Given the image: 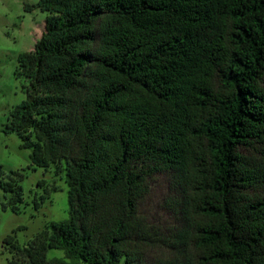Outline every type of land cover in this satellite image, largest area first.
Listing matches in <instances>:
<instances>
[{
    "label": "trees",
    "instance_id": "trees-1",
    "mask_svg": "<svg viewBox=\"0 0 264 264\" xmlns=\"http://www.w3.org/2000/svg\"><path fill=\"white\" fill-rule=\"evenodd\" d=\"M38 5L6 131L65 175L69 219L7 237L6 264H65L48 258L62 247L88 264H264V0ZM24 171L0 170L4 210L21 211ZM159 179L171 221L144 209Z\"/></svg>",
    "mask_w": 264,
    "mask_h": 264
},
{
    "label": "rangeland",
    "instance_id": "rangeland-1",
    "mask_svg": "<svg viewBox=\"0 0 264 264\" xmlns=\"http://www.w3.org/2000/svg\"><path fill=\"white\" fill-rule=\"evenodd\" d=\"M47 16L48 12L39 7L38 0H0V170L9 173L25 169L21 182L24 202L20 212L3 209L4 192L0 186V264L12 258L4 245L7 237L15 235L20 245H26L48 224L69 219L65 175L57 174L53 167H33L31 149L22 146L16 132L6 131L12 108L27 97L28 82L16 74L19 56L34 48L44 31ZM167 193V181L159 179L144 202V209L154 220H172L161 205ZM48 258L65 264H88L69 257L66 247L49 249Z\"/></svg>",
    "mask_w": 264,
    "mask_h": 264
}]
</instances>
